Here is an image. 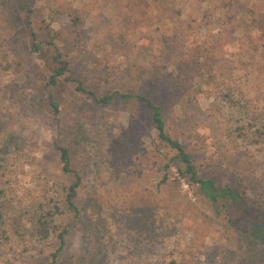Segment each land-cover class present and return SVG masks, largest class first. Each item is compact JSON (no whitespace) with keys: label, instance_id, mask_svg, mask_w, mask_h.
Listing matches in <instances>:
<instances>
[{"label":"rangeland","instance_id":"1","mask_svg":"<svg viewBox=\"0 0 264 264\" xmlns=\"http://www.w3.org/2000/svg\"><path fill=\"white\" fill-rule=\"evenodd\" d=\"M128 1L0 0V264H47L63 228L60 264H264L250 220L215 210L180 177L139 103L99 106L77 89L135 93L161 68L162 86H180L181 66L214 46L217 62L188 83L196 131L184 134L177 109L171 132L203 174L264 210V0H148L139 27L119 18ZM57 53L68 71L54 113L46 76ZM54 203L57 229L39 240L31 217Z\"/></svg>","mask_w":264,"mask_h":264},{"label":"trees","instance_id":"2","mask_svg":"<svg viewBox=\"0 0 264 264\" xmlns=\"http://www.w3.org/2000/svg\"><path fill=\"white\" fill-rule=\"evenodd\" d=\"M135 5H138L136 8ZM149 5L148 0H129L127 4V11L120 12V19L125 25L132 27H139L147 14V7ZM143 7V8H142ZM34 40H37V35L32 33ZM51 44V42H50ZM253 46V43H251ZM257 46H253V49ZM33 49L41 52L43 50V44L41 42L34 43ZM208 52L202 54L197 59L190 60L181 66L178 71L177 79H173L180 86H162V84L168 85V69L161 68L153 72L152 76L145 81V85L135 93H113L110 95L98 96L94 91L85 87L78 86V90L84 94H88L99 105H108L113 102L114 99H121L125 102L136 101L143 107L148 115L152 125L157 131L158 139L165 144V147L175 152V159L178 161L177 171L181 178L186 180L188 184L194 185L197 188L198 193L213 206L217 211L224 209L228 213L234 215L247 217L251 222V229L256 238L264 240V210L253 208L247 204L244 196L240 191L230 184H223L220 180L212 175L203 174L196 164L193 155L188 151L185 144L171 132V122L174 114L178 109V122H182L185 128V133L194 134L197 125L192 123L193 119L189 116V107L192 103H197L198 98L195 90L192 86H188L191 79L195 78L196 71L200 72L202 69L212 67L218 59L216 48H205ZM41 57L44 58L43 53ZM53 66L51 72L47 74L46 86L50 88L48 95L49 104L54 113L60 111V99L57 92L53 89L58 88L62 84L61 78L68 71V63L62 58L61 53H57L52 57ZM10 65H16L14 62H10ZM179 68V66H178ZM252 72L245 73V76L250 78ZM199 77H202L200 72ZM67 78V77H65ZM166 81V82H165ZM236 81V80H235ZM234 81V82H235ZM171 85V82H170ZM198 87V86H197ZM241 88V86H238ZM237 87V88H238ZM202 91L199 88V92ZM239 94V92H238ZM171 101V105L168 104ZM61 159L64 172H72L71 159L69 156V150L66 147L61 148ZM164 162V160H161ZM169 164H165V168H168ZM167 174L164 175L160 184H165L168 181ZM80 177L76 176V180L70 185L67 194L68 205L75 208V197L77 195V188L80 185ZM158 184V185H160ZM0 193L2 191L0 190ZM62 213V210L58 203H54L49 209L43 207L36 210L35 214L31 217L32 225L36 231L39 240L48 239L57 229L55 224V217ZM233 218V215L231 216ZM234 219V218H233ZM233 219H230L233 221ZM67 228H63L58 233V246L56 250L51 254L50 261L47 264H60L59 260L62 255L65 245V234ZM249 260V259H248ZM178 259L174 258L172 264H179ZM250 261V260H249ZM255 264L259 262V258L256 259ZM183 264V263H180Z\"/></svg>","mask_w":264,"mask_h":264}]
</instances>
